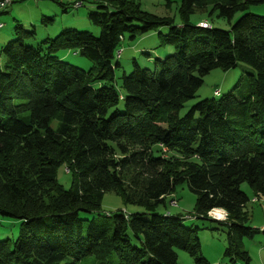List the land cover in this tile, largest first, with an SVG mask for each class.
I'll use <instances>...</instances> for the list:
<instances>
[{"label": "trees", "instance_id": "16d2710c", "mask_svg": "<svg viewBox=\"0 0 264 264\" xmlns=\"http://www.w3.org/2000/svg\"><path fill=\"white\" fill-rule=\"evenodd\" d=\"M94 3L88 19L98 37L66 29L37 42L17 24L1 47L0 217L21 223L15 241H0V264H178L177 250L209 264L199 229L182 220L208 219L213 210L227 216L214 220L227 226L224 256L250 264L241 242L260 231L247 225L249 197L240 187L264 197V17L248 9L264 0H181L179 24L133 0ZM194 14L210 27L191 23ZM212 18L228 30L212 27ZM162 27L168 32L159 33L160 43L174 52L156 59L154 70L133 62L116 79L124 37ZM60 51L93 67L72 66ZM238 63L254 76L179 116L206 75ZM60 166L71 176L68 189L58 183ZM182 185L196 197L194 214L158 212ZM109 192L143 212L99 218Z\"/></svg>", "mask_w": 264, "mask_h": 264}, {"label": "rangeland", "instance_id": "374dc122", "mask_svg": "<svg viewBox=\"0 0 264 264\" xmlns=\"http://www.w3.org/2000/svg\"><path fill=\"white\" fill-rule=\"evenodd\" d=\"M139 4L141 10L158 17H169L176 24L180 23L178 8L181 0H133ZM96 11L94 0H13L12 4L0 14V40L6 32L14 31L17 24L23 25L27 32L34 31L36 41L45 39L52 40L63 30L74 29L85 31L94 37L99 36V28L92 24L88 19L90 12ZM4 12V11H0ZM248 13L264 17V4L251 6ZM206 17L194 14L190 18L191 23L205 20ZM237 18V16L235 17ZM29 22V24H28ZM212 27L228 30L229 26L223 19H209ZM28 24V25H27ZM168 29L162 27L157 31L150 32L142 37L130 40L125 36L118 51L116 61L119 67L115 71V78L120 79L123 74H130L133 70V62L142 69L154 70L155 60H164L174 52L173 46L162 45L159 33L167 34ZM15 34L0 41V65L4 63L1 55V47L4 43L13 40ZM120 52L119 57H117ZM60 60L88 71L93 67V63L83 56L73 51H60L56 55ZM254 76V70L243 63H238L233 69L226 72L220 69L212 70L203 78V84L196 92L194 99L188 101L179 111V116H183L196 103L203 99L216 98L213 94L218 90L220 95L231 91L239 81L245 82ZM120 81L118 80V85ZM120 90V89H119ZM58 121H50V127L55 129ZM57 180L65 189L71 186V176L62 166L57 169ZM241 190L249 197L245 211L248 215V226L260 232L255 234L252 239L244 238L241 242V250L246 251L250 258V264H264V197L254 198L247 184L241 185ZM170 199H175L176 206L170 205ZM254 200V201H253ZM195 195L189 191L186 185L178 187L170 198H167L166 208L160 207L158 212L171 216L194 214ZM99 218L105 217L109 213L122 211L127 214L142 213L143 210L136 206L125 205L120 197L109 192L105 193L101 202ZM208 219L192 217L183 219L184 225L198 228V237L201 244L202 256L209 264H231L230 260L224 256L227 247V226L225 222L227 216L223 213V218L208 214ZM146 219L148 215L144 216ZM219 220H218V219ZM214 220L220 221L215 222ZM20 221L0 217V241L9 239L15 241L19 235ZM178 264H195L192 258L183 251L177 250ZM79 264H91V259L82 260ZM233 264H243L240 260Z\"/></svg>", "mask_w": 264, "mask_h": 264}, {"label": "built area", "instance_id": "2783aa9c", "mask_svg": "<svg viewBox=\"0 0 264 264\" xmlns=\"http://www.w3.org/2000/svg\"><path fill=\"white\" fill-rule=\"evenodd\" d=\"M12 2H13V0H0V11H5L11 5ZM199 26L202 27V28H209L210 27L206 22L199 23ZM1 27H2V25H0V28ZM119 55H120V52L118 53L117 57H119ZM213 94H214L215 97L220 95L218 90H215L213 92ZM174 202H175V200L170 201L169 203L172 206H176V203H174Z\"/></svg>", "mask_w": 264, "mask_h": 264}, {"label": "crops", "instance_id": "0c3cea01", "mask_svg": "<svg viewBox=\"0 0 264 264\" xmlns=\"http://www.w3.org/2000/svg\"><path fill=\"white\" fill-rule=\"evenodd\" d=\"M2 13H5V11L4 12H0V14H2ZM204 20H200L199 22L201 23V22H203ZM199 22H197V23H199ZM28 24H29V22H28ZM27 24V25H28ZM1 25V24H0ZM23 26V25H22ZM11 34H14V31L12 30V31H8V32H6L5 34H3V37H2V40H0V41H3V39H5V38H7V37H9V36H11ZM222 211V210H221ZM223 213H225L224 211H222ZM216 218V217H215ZM218 219V218H217ZM219 220V219H218Z\"/></svg>", "mask_w": 264, "mask_h": 264}, {"label": "bare ground", "instance_id": "6f19581e", "mask_svg": "<svg viewBox=\"0 0 264 264\" xmlns=\"http://www.w3.org/2000/svg\"><path fill=\"white\" fill-rule=\"evenodd\" d=\"M212 215H214L215 217H218V218H223V212L221 210H213Z\"/></svg>", "mask_w": 264, "mask_h": 264}]
</instances>
